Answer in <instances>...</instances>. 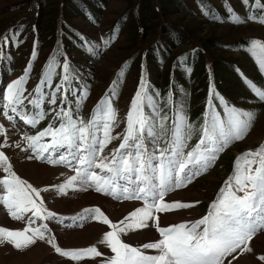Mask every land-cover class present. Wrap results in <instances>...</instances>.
<instances>
[{"label": "snow or ice", "instance_id": "snow-or-ice-1", "mask_svg": "<svg viewBox=\"0 0 264 264\" xmlns=\"http://www.w3.org/2000/svg\"><path fill=\"white\" fill-rule=\"evenodd\" d=\"M241 3L246 8L259 10V16L240 17L229 6L228 21L234 25L247 21L264 25V4L260 0H254L251 5L249 0ZM21 32L22 28H17L5 33L0 44V61L11 64V54L5 55L3 49L18 44ZM104 43L111 44L112 37ZM160 47L166 46L157 45L152 51ZM103 50L86 54L98 58ZM248 51L264 75V42L251 39ZM36 57L34 49L32 63L0 91V116L13 129L17 128V120L25 126L19 140L10 144L9 130L0 124V171L4 173L0 178V205L13 220L24 223L19 230L0 227V243L16 250L43 243L59 257L75 264H232L241 254L252 252L254 238L264 237V148L247 151L234 160L231 175L219 189L208 213L200 219L162 226L160 214L193 206L166 197L209 171L231 144L245 138L264 114V87L244 77L237 68L251 93L249 98L261 106V111L233 104L210 86L197 124L189 122L183 100L173 103L171 91L164 102L171 110L170 117L153 101L141 75L130 100L124 130L114 135L119 121L113 98L118 96L117 87L122 86L121 77L112 80L109 91L85 119L82 107L90 94L91 75L78 71L65 54L61 60L48 62L39 82L29 91L26 85ZM186 60L184 57L179 63ZM144 70L141 65L140 71ZM187 71L190 73L191 69ZM160 95L155 91V96ZM249 98H245V103ZM45 120L46 126L37 130ZM29 130L35 134L30 135ZM194 136L196 142L190 145ZM113 141H119L118 147L106 151ZM8 147L21 149L29 160L63 166L73 174L62 183L41 190L12 170L9 157L2 150ZM89 190L117 202H139L140 206H134L118 222H113L101 207H85L80 213L64 216L49 210L42 194L51 191L54 196H68L70 191L75 195ZM88 221L107 227L98 243L110 250L109 254L95 245L62 248L50 227L56 224L80 228ZM151 228L158 233L153 242L134 247L122 239L129 232ZM146 250H154V254ZM259 259L264 261V256Z\"/></svg>", "mask_w": 264, "mask_h": 264}, {"label": "rangeland", "instance_id": "rangeland-1", "mask_svg": "<svg viewBox=\"0 0 264 264\" xmlns=\"http://www.w3.org/2000/svg\"><path fill=\"white\" fill-rule=\"evenodd\" d=\"M204 1L218 2V0H104L105 9L99 10L97 24L93 27L95 21L86 19L88 23L84 18H80L74 4L68 0L66 9L73 17V25L90 32L89 38L95 40L91 53L104 49L98 58L89 54L90 58L85 61L83 57L80 60V56H75L73 52L68 54L70 62L80 61L79 63L83 64L80 68L82 74L91 75L88 81L90 94L82 107L83 117L86 119L90 116L99 100L109 91L112 80L121 77L122 86L117 87L118 96L113 98V106L119 121V126L114 129L113 134L122 133L130 100L138 87L141 75L147 82L149 94L153 95V101L167 111L170 117L171 110L164 106L169 91L172 92L173 103L183 100L186 103L188 119L197 123V111L202 109L203 112L205 109L208 88L216 86L221 81V77L225 81L221 87H231L226 93L231 103L244 108L251 107L255 112H260L261 106L249 98L251 93L236 69L238 68L244 77L258 86L261 84L264 86V75L255 68L257 63L248 51L249 47L238 51L234 45L242 37L250 35L264 38V25L251 21L238 25L231 22H213L201 12L205 6L200 5ZM222 1L237 4L234 8L240 17H246L250 13L249 9H252L242 5L241 0H220L221 3ZM260 3L264 4V1L260 0ZM63 4L65 0H0V44L3 43V36L7 31L22 28L18 44L3 49L5 55L11 54V64L0 61V91H3L9 81L21 76L28 62L25 57L31 56V52L36 48L37 60L33 63L26 87L31 91L39 82V76L46 68V61L58 41V37H53L58 22L63 20V17L67 20ZM141 28L142 32L139 31ZM37 29H40L44 41L38 46H36ZM171 30L177 34L173 37H193L192 41L189 43L185 38L181 41H178V38L172 39ZM45 32L46 37H43ZM109 37H112V43L105 44L104 41ZM161 39L166 49L170 47L173 49L165 53L163 47L152 51L157 45H161ZM200 40H204L202 44ZM195 49H201L200 64L203 65L197 66L199 68L196 71L187 63ZM184 57H187L186 62L179 63ZM141 65L145 69L143 72L140 71ZM9 68L10 72L7 71ZM189 68L190 73L187 71ZM125 70H127L126 74L122 76ZM198 70L201 71V77ZM211 76L212 78L209 79ZM157 90L161 93L159 97L155 96ZM245 98H249L247 103ZM0 124L9 130L10 144L18 141L25 131V126L18 120L16 129H13L3 116H0ZM46 124L47 120L42 121L37 126V130L42 129ZM29 134H35V131L29 130ZM118 144L119 141H113L106 151L118 147ZM258 148H264V114L259 116L243 140L231 144L220 155L209 171L196 177L185 188L168 194L166 199H175L193 206L174 213L160 214L162 226L193 222L206 215L219 189L231 175L234 160L245 152L256 151ZM2 150L9 157L12 170L21 179L41 190L50 189L51 186L62 183L67 176L73 174L63 166H54L35 159L29 160L26 158V153L19 148L8 147ZM3 175L4 173L0 171V178H3ZM42 194L46 207L64 216L80 213L85 207H101L113 222H118L134 210V206H140L139 202H117L92 190L78 192L75 195L70 191L68 196H54L51 191ZM23 226V222L13 220L0 205V227L19 230ZM50 227L57 237L56 242L62 248L95 245L102 252L109 254L110 250L98 243L108 229L97 221H88L80 228H64L56 224H50ZM88 227L96 229L91 228L84 232ZM157 238L158 233L154 228L129 232L122 236L124 242L134 247L141 246L145 242H153ZM251 247L252 252L241 254L232 261V264H264V261L259 259L264 256V237L254 238ZM146 251L148 254H154V250ZM0 264H75V262L59 257L49 245L43 243H37L24 250H16L10 245L0 243Z\"/></svg>", "mask_w": 264, "mask_h": 264}, {"label": "trees", "instance_id": "trees-1", "mask_svg": "<svg viewBox=\"0 0 264 264\" xmlns=\"http://www.w3.org/2000/svg\"><path fill=\"white\" fill-rule=\"evenodd\" d=\"M262 1H264V0H262ZM67 2H68V0H65V4H63V7L65 8V11L67 13V20L63 17V20L61 19L58 22L59 25L56 29L55 34L53 35V37H58V41H57L53 51L51 52L48 60L46 61V64H45L46 67H47V64L50 60H61L65 54L68 57V54H70L72 52L75 54V56L79 55L80 60L82 59V57L84 58L83 61L88 60L90 58V55L86 54V52L91 53V51H92L91 48L94 45L95 40L89 38V37H91L90 32L85 31L83 29H80V28L73 25V21H72L73 17L71 16L70 12L67 11V9H66V8H68ZM71 2L74 4V8H75V10H77L78 14L80 15V18H84V20L87 19L89 21H95L94 24H92L93 27L95 26V24H97L96 22L99 18V10L105 9L104 0H71ZM209 2L210 1H208V2L204 1L200 5L201 7L205 6V7H203V9L201 11L202 13H204V16H206L209 19H211V17H213V16L217 17L218 19L216 21L212 20L213 22H218V23L230 22L227 20L226 9L229 6H231L235 10L234 7L237 4H234L231 1H229L227 3L222 1L223 3H221L220 0H218V2H212V3H209ZM253 2H254V0H249V4H252ZM99 3H100V5H99ZM182 7H184V6H182ZM249 10H250L249 14H256L259 16V10L255 9V8L254 9L252 8ZM235 13H236V11H235ZM95 18H97V19L94 20ZM220 18H224L223 22L220 21ZM179 34H181V33H179ZM43 35H44L43 37H46V32ZM170 36L172 37V39L178 38V41H181L185 38V40L189 43L192 41V38H193V37H173V36H177V34L174 33V31H172V30L170 32ZM190 36H191V34H190ZM36 37H37L36 46H38L42 42H44L42 39L40 29H37ZM251 39H259L262 42H264V38L250 35L248 37H242L237 43H235V45H234L235 49L239 51V50H242L246 47H250V40ZM200 41L202 44L204 40H200ZM161 45H164V42L162 39H161ZM205 46H207V43L205 44ZM80 48H81V50H80ZM163 48H164V53L167 51L169 52L173 49V47H170L167 49H166V47H163ZM35 50H36V52L38 51L37 48ZM201 53H202L201 49H195L190 54V59H189L190 61H187L189 67L191 69H195V71L197 70V68H199L197 66H203L202 64H200ZM25 60H28V62L26 64V66L24 67V69L27 67L28 64H30V61H32V58L30 55H27L25 57ZM36 60H37V57L35 58V61ZM79 62L80 61L75 62V63L71 62V64L74 67H76L78 71H80L81 65L83 66V64H81ZM226 64L229 65L228 63H226ZM255 68H258L257 64H256ZM24 69H23V71H24ZM23 71H22L21 75L23 74ZM198 73H199V76L201 77L202 74H201L200 70H198ZM219 77H221V76H219ZM211 78H212V76L209 77V79H211ZM221 78H222L221 81L214 87L221 95H223L227 99L226 93H228V90L231 87L228 86V87L222 88L221 86L223 85V83L225 81H224L223 77H221ZM261 86L264 87L263 84H261ZM218 110H220V109H218ZM198 112H200V113H198ZM197 114H198V118L196 120H197V124H198L201 120L202 109H198ZM190 122H193V120ZM195 142H196V137H193V139L190 141V145L194 144Z\"/></svg>", "mask_w": 264, "mask_h": 264}, {"label": "bare ground", "instance_id": "bare-ground-1", "mask_svg": "<svg viewBox=\"0 0 264 264\" xmlns=\"http://www.w3.org/2000/svg\"><path fill=\"white\" fill-rule=\"evenodd\" d=\"M91 228H92V229H96V228H94V227H91ZM91 228L88 227V228L84 229V232H85V231H88V230L91 229ZM76 233H78V232H76ZM78 234H80V233H78ZM254 264H255V263H254Z\"/></svg>", "mask_w": 264, "mask_h": 264}]
</instances>
